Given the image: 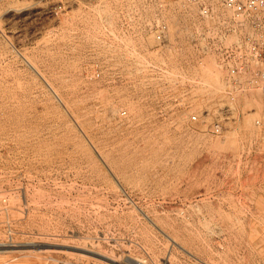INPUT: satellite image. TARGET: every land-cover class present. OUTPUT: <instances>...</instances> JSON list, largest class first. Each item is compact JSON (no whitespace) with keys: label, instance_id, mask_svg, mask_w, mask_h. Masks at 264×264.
Instances as JSON below:
<instances>
[{"label":"rangeland","instance_id":"1","mask_svg":"<svg viewBox=\"0 0 264 264\" xmlns=\"http://www.w3.org/2000/svg\"><path fill=\"white\" fill-rule=\"evenodd\" d=\"M185 3L0 0V264H264V101L212 133L225 75Z\"/></svg>","mask_w":264,"mask_h":264},{"label":"built area","instance_id":"2","mask_svg":"<svg viewBox=\"0 0 264 264\" xmlns=\"http://www.w3.org/2000/svg\"><path fill=\"white\" fill-rule=\"evenodd\" d=\"M167 4L160 3V9L163 11ZM184 5L199 6L197 31L190 35L196 62L202 66L208 55L214 54L225 75L222 93L225 107L217 112L211 125L212 133L219 135L224 131L222 122L235 119L240 96L259 92L264 101V0H223L220 10L206 0H186ZM146 28L159 47H168L170 27L162 17L148 23ZM104 73V64L96 61L91 78L100 80ZM183 90L184 98L179 104L189 106L198 97L195 90L190 92L189 86ZM122 116H127V112ZM189 120L197 123L200 115L193 113Z\"/></svg>","mask_w":264,"mask_h":264},{"label":"bare ground","instance_id":"3","mask_svg":"<svg viewBox=\"0 0 264 264\" xmlns=\"http://www.w3.org/2000/svg\"><path fill=\"white\" fill-rule=\"evenodd\" d=\"M208 1V0H207ZM210 1V0H209ZM211 2V1H210ZM212 2L213 3H217L218 2V0H212ZM219 4V3H218ZM221 4V3H220ZM215 6V8L216 9H218V10H220V8H219V6L218 5H214ZM192 12V11H191ZM187 14H189V13H187ZM189 16V15H188ZM184 17H186V16H184ZM173 19H175V20H173L174 21V23L177 25V21H176V17H174ZM133 47V46H132ZM21 56L23 57V59L25 60V62H27V64L29 65V67L34 71V73L37 75V77L42 81V83H43V85L44 86H46L49 90H50V92L52 93V95H54L55 96V98L60 102V104H61V106H63L64 107V101H63V99H61V97L59 96L60 94H58V92L55 90V88L53 87V85H52V83H50V81H48V79H46V77L44 76V74H43V72H41L40 71V69H38V67H36V65L32 62V60H30L28 57H25L22 53H21ZM207 72H209V70L207 71ZM212 72V71H211ZM205 73V72H204ZM203 73V74H204ZM212 73H214V72H212ZM208 74L209 73H206L205 75H207L208 76ZM210 75H212V74H210ZM213 76V75H212ZM214 76L216 77V74L214 73ZM202 77H204L205 78V76L203 75ZM215 77H212V78H210L209 79V76H208V79L210 80V81H214L215 80V82H216V80H219V79H216ZM203 78V80H207L206 78L204 79ZM210 81L208 82V85L210 86V84L212 83H210ZM205 83V82H204ZM207 83V82H206ZM210 83V84H209ZM217 83H220V80L219 81H217L216 83H215V85L217 84ZM204 86H206V85H204ZM211 88L213 87H216V86H214V85H211L210 86ZM219 87V86H218ZM218 87H216V88H218ZM222 87V86H221ZM209 88V87H208ZM220 88V87H219ZM213 92H214V90H212ZM212 91H208V92H212ZM217 91H219V90H217ZM216 91V89H215V92H217ZM212 92V93H213ZM220 92V91H219ZM211 93V94H212ZM215 94V93H214ZM216 94H219L218 92L216 93ZM215 96V95H214ZM210 97H213V96H211L210 95ZM63 104V105H62ZM66 106V105H65ZM65 109H66V107H65ZM79 130H81V129H79ZM83 130V129H82ZM96 150V149H95ZM98 156H100V158H102V156L99 154ZM2 248H4V247H2V246H0V249H2Z\"/></svg>","mask_w":264,"mask_h":264}]
</instances>
